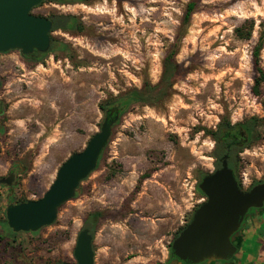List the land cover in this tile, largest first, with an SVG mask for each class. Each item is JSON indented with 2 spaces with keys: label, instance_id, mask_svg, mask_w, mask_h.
Here are the masks:
<instances>
[{
  "label": "rangeland",
  "instance_id": "rangeland-1",
  "mask_svg": "<svg viewBox=\"0 0 264 264\" xmlns=\"http://www.w3.org/2000/svg\"><path fill=\"white\" fill-rule=\"evenodd\" d=\"M33 14L74 15L82 30L53 32L67 47L39 62L0 53V177L23 169L14 190L0 187V223L10 201L43 197L100 131L102 103L160 83L167 58L178 72L164 95L120 115L97 169L53 225L18 235L0 226V264H76L78 235L95 212V264H170L172 242L206 201L199 183L218 169L206 129L263 119L260 137L239 154L238 178L244 190L264 181V83L260 95L253 90L259 45L264 70V0L48 2ZM247 20L252 37L240 40L235 29ZM243 248L230 264H241Z\"/></svg>",
  "mask_w": 264,
  "mask_h": 264
},
{
  "label": "water",
  "instance_id": "water-1",
  "mask_svg": "<svg viewBox=\"0 0 264 264\" xmlns=\"http://www.w3.org/2000/svg\"><path fill=\"white\" fill-rule=\"evenodd\" d=\"M44 1L0 0V53L17 50L28 56L50 51L53 21L33 14ZM120 112L118 107L106 112L100 131L89 139L82 151L73 153L61 165L43 197L7 206V224L14 233H36L55 223L61 207L76 197L81 183L97 169ZM219 162L220 167L204 176L198 185L206 201L173 241L171 255L174 260L170 264L229 262L239 251L235 240L242 232L249 211L264 208V183L245 191L229 166L228 156ZM0 184L13 186V175L0 178ZM93 241L89 229L79 233L74 249L76 264H95Z\"/></svg>",
  "mask_w": 264,
  "mask_h": 264
},
{
  "label": "trees",
  "instance_id": "trees-1",
  "mask_svg": "<svg viewBox=\"0 0 264 264\" xmlns=\"http://www.w3.org/2000/svg\"><path fill=\"white\" fill-rule=\"evenodd\" d=\"M89 1L90 0H46L42 4L49 2L57 5H70V4H80ZM195 8H196V4L194 2H190L188 4L183 19L185 25H188L190 23L191 17L195 12ZM49 18H51L53 21L52 33L56 31H63L69 33V32L82 30V24L77 16L53 15ZM254 27H255L254 20H247L242 26L235 29V34L240 40H250L252 37ZM51 37H52V46L49 52L44 54L34 52L31 55L24 56L25 59L33 62H39L43 60L45 57L49 56L50 54L64 51L66 49L67 47L66 44L55 40L53 36ZM261 49L262 47L261 45H259L255 48L253 53L256 70L259 74V76L255 80V85L253 88L254 93L256 95L261 94V88L264 83V70L259 65ZM177 72H178L177 64L173 62L171 58H167L165 63V70L160 83H158L155 86H152L150 83H146L141 90L134 89L128 92L127 94L120 96L117 99L105 101L100 105V109L104 112H107L112 107H118L121 110L120 115H122L132 105L147 104L151 100H154L157 97L161 96V94L164 95L166 93L163 87L169 88L172 85V79L174 78ZM262 122L263 119L252 117L241 123L232 125L228 119L227 120L225 119L221 121V123L219 124L216 130L206 129V133L211 135L216 142V147L213 156L214 158L217 159V168L220 167L219 160L227 155L229 166L234 170L236 177L239 181L238 178L239 154L245 148H247V146H249L251 142L257 140L260 137L259 128L261 127ZM198 190L201 193L202 197L206 198V196L200 191L199 187ZM26 201L27 200H24L23 202ZM262 214L264 216V213H260L254 218L253 224L247 227V231H248L247 234L241 235L239 237L240 240L239 244L235 243L239 247V251L244 246L243 250L246 252L243 253V258L240 262L241 264H264V229L262 230L260 229L262 228V226H264V217L262 218ZM99 217H100V213L95 212L92 215H90V217L86 220V228L90 230L92 235L94 233V227L98 222ZM90 218H92V220H90ZM3 224H7L6 219L2 223H0V226L2 227ZM185 227H183L180 230L176 238ZM13 234L18 235L20 233L17 234L13 232ZM169 260H170L169 262H172L174 260V257L171 254ZM220 263H224V262H220Z\"/></svg>",
  "mask_w": 264,
  "mask_h": 264
},
{
  "label": "flooded vegetation",
  "instance_id": "flooded-vegetation-1",
  "mask_svg": "<svg viewBox=\"0 0 264 264\" xmlns=\"http://www.w3.org/2000/svg\"><path fill=\"white\" fill-rule=\"evenodd\" d=\"M22 168L21 166L19 165H12L11 168L9 169L8 173L4 176V177H0V178H8L10 177V175H13V186L11 187H8V186H5V185H2L0 184V187H6L7 189L9 190H14L18 184V180H19V177L21 176V172H22ZM260 183H264V181L262 182H258L257 184H260ZM257 184H254V185H251L248 189H246L245 191H249L250 189H252L255 185ZM243 189V188H242ZM244 190V189H243ZM10 203H14V204H19V203H16V202H12L10 201ZM8 204V205H9ZM7 205V206H8ZM7 208V207H6ZM260 213H264V208L263 209H256V208H253L249 211V215L246 217L244 223H243V226H242V229L244 230L245 228V223H247V220L251 219V218H255L257 215H259ZM5 217H6V210H5ZM175 240V239H174ZM233 260V259H232ZM232 260H230L229 262H224V264H230V262H232Z\"/></svg>",
  "mask_w": 264,
  "mask_h": 264
}]
</instances>
